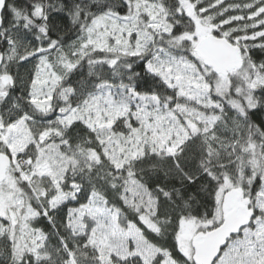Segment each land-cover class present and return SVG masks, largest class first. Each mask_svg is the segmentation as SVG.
<instances>
[{
    "label": "snow or ice",
    "instance_id": "snow-or-ice-1",
    "mask_svg": "<svg viewBox=\"0 0 264 264\" xmlns=\"http://www.w3.org/2000/svg\"><path fill=\"white\" fill-rule=\"evenodd\" d=\"M0 264H264V0H0Z\"/></svg>",
    "mask_w": 264,
    "mask_h": 264
}]
</instances>
